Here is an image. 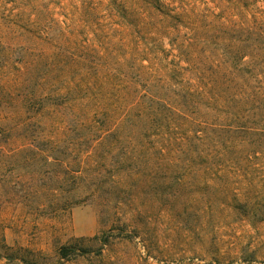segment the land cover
Masks as SVG:
<instances>
[{
    "label": "rangeland",
    "instance_id": "374dc122",
    "mask_svg": "<svg viewBox=\"0 0 264 264\" xmlns=\"http://www.w3.org/2000/svg\"><path fill=\"white\" fill-rule=\"evenodd\" d=\"M0 264H264V0H0Z\"/></svg>",
    "mask_w": 264,
    "mask_h": 264
},
{
    "label": "trees",
    "instance_id": "16d2710c",
    "mask_svg": "<svg viewBox=\"0 0 264 264\" xmlns=\"http://www.w3.org/2000/svg\"><path fill=\"white\" fill-rule=\"evenodd\" d=\"M90 240L99 241V243H100L99 254H102V250H103L104 245L106 244V240L102 241V239L98 235L92 237V239H90ZM81 248L82 249H78L75 246H64L60 250V257L69 258L72 253H74L75 256H76L77 254L80 255L81 254L80 252H83L84 254H88V253H91L93 251L91 247L84 248V247L81 246ZM78 250H79V252L77 253Z\"/></svg>",
    "mask_w": 264,
    "mask_h": 264
}]
</instances>
